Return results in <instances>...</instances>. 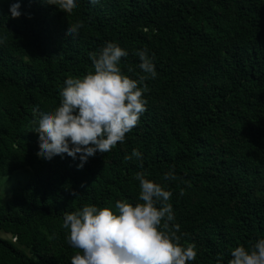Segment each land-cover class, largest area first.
I'll list each match as a JSON object with an SVG mask.
<instances>
[{"label": "trees", "instance_id": "16d2710c", "mask_svg": "<svg viewBox=\"0 0 264 264\" xmlns=\"http://www.w3.org/2000/svg\"><path fill=\"white\" fill-rule=\"evenodd\" d=\"M16 2L0 0V176L31 177L0 196V264H71L79 250L64 213L140 202L137 172L172 193L174 220L159 227L180 226L179 244L197 253L189 264H227L234 247L264 237V0H78L71 12L18 0L11 18ZM106 42L128 52L125 75L146 77V111L82 168L66 154L44 159L36 109L58 106L64 79L90 71L88 53ZM140 49L155 77L139 69ZM133 149L141 157L126 160Z\"/></svg>", "mask_w": 264, "mask_h": 264}, {"label": "clouds", "instance_id": "9594fccd", "mask_svg": "<svg viewBox=\"0 0 264 264\" xmlns=\"http://www.w3.org/2000/svg\"><path fill=\"white\" fill-rule=\"evenodd\" d=\"M71 12L78 0H46ZM98 0H90L97 3ZM20 3L9 6L11 18L22 13ZM83 27L77 22L68 26L69 34H77ZM139 69L155 77V65L146 49L137 50ZM91 70L80 77L68 76L60 88L59 105L51 110L40 111L35 120L34 132L38 135V153L46 160L66 154L79 159L77 168H82L90 157L111 151L118 142L140 121L146 111L147 100L143 97L146 78L133 79L121 70V58L128 52L115 42H106L98 51L88 53ZM79 154V155H78ZM141 157L133 149L125 159ZM139 201L134 205L125 201L115 202V211L109 207L85 204L72 212H65L61 227L67 230L66 241L78 249L71 257V264H189L196 259L195 246H181L175 231H165L159 226L162 221L167 229L174 220L172 206L168 201L172 193L160 184L146 179L137 172ZM166 179L174 173H166ZM5 178H0L4 183ZM160 207H157V204ZM51 238V237H50ZM227 264H264V237L251 246L234 247ZM216 264H224L223 256Z\"/></svg>", "mask_w": 264, "mask_h": 264}, {"label": "rangeland", "instance_id": "374dc122", "mask_svg": "<svg viewBox=\"0 0 264 264\" xmlns=\"http://www.w3.org/2000/svg\"><path fill=\"white\" fill-rule=\"evenodd\" d=\"M2 177H4L5 180L4 183L0 182V196L3 201H10L12 191L27 182L31 177V171L19 170L10 175L0 176V178ZM0 236L8 238L2 234H0Z\"/></svg>", "mask_w": 264, "mask_h": 264}]
</instances>
